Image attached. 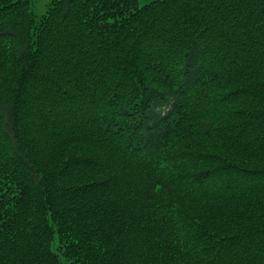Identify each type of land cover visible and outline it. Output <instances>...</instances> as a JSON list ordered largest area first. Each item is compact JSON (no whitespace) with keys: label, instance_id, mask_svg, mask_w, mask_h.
Returning <instances> with one entry per match:
<instances>
[{"label":"trees","instance_id":"16d2710c","mask_svg":"<svg viewBox=\"0 0 264 264\" xmlns=\"http://www.w3.org/2000/svg\"><path fill=\"white\" fill-rule=\"evenodd\" d=\"M0 0V264H264V0Z\"/></svg>","mask_w":264,"mask_h":264},{"label":"rangeland","instance_id":"374dc122","mask_svg":"<svg viewBox=\"0 0 264 264\" xmlns=\"http://www.w3.org/2000/svg\"><path fill=\"white\" fill-rule=\"evenodd\" d=\"M150 1L153 0H139V4L141 6L142 4L148 3ZM48 2L49 0H32L33 3L32 11L35 21H38L40 17L44 14ZM61 264H69V263L61 259Z\"/></svg>","mask_w":264,"mask_h":264}]
</instances>
